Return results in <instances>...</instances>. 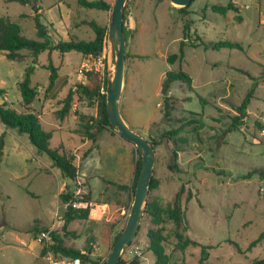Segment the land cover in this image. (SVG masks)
<instances>
[{
    "label": "rangeland",
    "instance_id": "1",
    "mask_svg": "<svg viewBox=\"0 0 264 264\" xmlns=\"http://www.w3.org/2000/svg\"><path fill=\"white\" fill-rule=\"evenodd\" d=\"M105 1L112 7L115 0ZM234 2L239 12L230 11L225 16L209 8L213 4L226 5L225 0H192L184 13L168 0H127L125 5L124 26L130 32L126 41L128 57L121 115L133 131L145 138L152 125L158 124L152 133L159 142L154 148L153 167L158 186L149 192L147 201L165 206L181 187L191 190V201L187 204L183 198L181 201L190 226L185 235L209 247L205 264H261L264 260V242L247 251L248 245L264 231V182L256 174L246 177L248 173L264 170V0ZM38 7L41 13H36L52 42L91 41L95 34L82 22L93 21L107 28L110 23L111 10L84 8L77 0H40ZM34 13L30 5L0 0V16L18 24L22 35L32 41L37 40L36 28L28 15ZM186 23L189 29L184 32ZM181 41L186 44L184 57L171 65L167 57L178 54ZM201 41H230L241 49L191 47V43L198 45ZM22 53L27 56L24 60L12 61L0 52V89L5 91L7 106L24 111L17 84L26 69L33 66L31 86L37 89V99L52 98V94L59 99L55 104L47 99L43 107L36 99L29 108L34 113L41 112L42 128L52 132L51 149L78 154L74 163L80 186L63 178L48 156L38 154L26 134L5 130L0 124V135L5 132L0 162V264H49L46 254L40 255L43 245L38 236L41 228L61 231L68 204L62 203L59 195L69 190L91 196V219L69 224L68 230L77 238L67 235L65 246L81 252L91 248L90 258L104 264L115 236L125 227L134 198V194L128 198L127 192L107 182H129L131 143L103 130L92 131L95 142L90 140L81 146L79 133L84 131L74 115L60 122L53 111L56 106H63L67 88L79 84L75 83L77 74L87 77L91 86L103 85L107 57L102 78L94 71L80 73L84 56L74 51L65 54L45 51L36 57V64L28 52ZM49 64L57 68V78L51 87L50 71L43 67ZM179 69L191 77V88L176 83L171 94L191 99L182 103L168 122L161 113L160 88L165 74ZM252 87L254 99L247 108L244 125L232 131L233 118L239 114L237 108ZM81 106L86 107V103H79L77 112ZM193 120L204 123L199 131L201 140L193 131L194 125H188ZM59 126L62 130H58ZM180 126L182 131L173 137L174 142L162 139L165 132ZM77 147L79 152H74ZM174 150H179L175 161L178 172L168 169L174 162L171 157ZM105 202L108 209L101 207ZM161 226L164 234H170L166 251L171 263L198 264L200 247L176 250L174 226L170 222ZM152 227L156 226L144 212L136 237L121 254L123 264L133 259L139 264H155V256L147 251V231Z\"/></svg>",
    "mask_w": 264,
    "mask_h": 264
},
{
    "label": "trees",
    "instance_id": "2",
    "mask_svg": "<svg viewBox=\"0 0 264 264\" xmlns=\"http://www.w3.org/2000/svg\"><path fill=\"white\" fill-rule=\"evenodd\" d=\"M79 5L88 9H98L101 11L109 12L111 10V5L105 0H77ZM161 1V0H159ZM226 5L213 4L209 8L212 12L218 13L219 15L225 16L228 12L232 11L235 13L239 12L238 5L234 0H225ZM7 2H16L20 5H30L34 8V11L38 12V4L40 0H7ZM192 3V1H191ZM126 8V6H125ZM187 7L180 8L179 11L184 13ZM35 22L36 36L37 40H28L22 35L21 27L11 21L7 17L0 16V52H4L7 59L12 61H22L27 56L23 55L22 52H28L29 55L34 58L33 62L35 63L36 57L40 53L45 51H54L57 50L61 54L69 53L71 51L77 52L82 56L93 55L98 56L102 53L104 45L106 44L107 31L108 28L101 26L93 21H85L82 24L89 26L95 37L91 41L85 40H69V41H58L52 42L47 33V29L44 25L40 23L39 13H36L31 17ZM126 19L125 10H124V21ZM236 19L240 20V16H236ZM189 24L186 23L184 26V32L188 31ZM124 35L126 41L129 37V30L123 26ZM184 44L183 41L180 42V48L178 54H171L167 57V62L169 64H174L176 60H182L184 57ZM203 46L205 49H241L240 45L230 41H218L205 43L200 42L196 45L191 43V47ZM128 57L126 53L125 60ZM137 58H143L140 56H135ZM50 71L49 75V87H51L54 81L57 78V68L53 67L51 64L48 66H43ZM34 72V67L30 66L26 69L23 79L18 82L17 86L21 95V103L24 108V111L17 112L14 109L7 106V103L4 101L5 91L0 89V124L4 127L5 130H15L18 134H26L29 138L30 143L35 147L36 152L40 155H46L49 157L52 163L53 168H57L61 171L63 178L67 181H71L77 184L78 178V167L74 163L75 156L64 150L60 149H51L49 141L52 137V132L45 131L39 121L38 114L31 111L29 108L30 105L37 99V89L31 86V76ZM250 77L248 74L242 73ZM262 76L264 77V69L262 71ZM178 84H185L188 88H191L192 80L191 77L185 73L182 69L177 71H168L165 74V78L161 84L160 93L162 95V104H161V113L164 120L170 122L172 113L178 111L182 103L190 101V97H177L171 94V89L173 86ZM256 87V85H255ZM255 87H252L247 94L245 95L241 105L237 108L238 116L233 118V124H231L232 131H238L239 128L244 125V118L247 116V108L250 105L251 100L254 99ZM104 93H100V86H86L83 84L76 85L73 89H69L63 106L55 112V116L63 120L65 116L68 115L71 109V103L73 98L76 96L78 100H84L89 107H92L94 103H97V115L96 117H89L84 120L85 117H80L83 121L81 128L84 131L86 138L91 141L96 140V135L92 131L100 133L101 131H109L113 136L117 133L112 129L109 124L107 112H106V81L103 83ZM204 101L203 99H201ZM188 122V121H187ZM188 125H194L193 131L196 134L197 139L201 140L199 131L204 127V123L201 120H193L188 122ZM182 131L181 126L172 130L165 132L162 136V139L166 138L167 142H174V138ZM4 137L5 132L0 135V162L3 156L4 149ZM150 144L155 148L159 142L152 135H148L146 138ZM174 144V143H173ZM134 147V146H133ZM134 153L138 156L135 160V169L133 173L132 182L130 185L117 184L114 182H107L109 186H115L118 190L126 191L129 194V197L133 196L138 175L141 167V157L139 156L136 148H133ZM179 150L172 151L173 164L168 165V169L171 171L178 172V166L175 164L177 159V153ZM258 175L261 181L264 182V170L252 172L247 174V178L251 175ZM78 185V184H77ZM68 186V185H66ZM80 186V185H78ZM158 186V181L154 178L151 179L149 192ZM78 188V187H77ZM183 200L184 204L189 203L193 198L191 190H185L183 187L176 193L173 200L170 203H167L165 206L158 204L157 202H146L145 204V214L149 216L152 222L156 227H152L147 231L148 245L147 251L152 252L155 256V264H172V258L170 254L166 251V244L170 234H164V226H161L165 222H170L174 228L172 231V236L175 238L176 242L174 248L180 252H183L189 246H198L200 247V258L198 264H205L207 261L208 246H203L185 234L190 230L188 219L185 216L184 210L181 208V201ZM59 199L64 204H68L64 215H63V226L61 231H52L51 236L53 244L50 246L42 247L40 255L44 256L48 251H52L55 254L59 255L61 258H79L84 264H99L93 261L90 258L91 248H87L84 252L76 250L72 247L65 246L64 238L67 235L76 237L74 232L68 230V226L73 221H87L89 219L90 206L91 203L89 195L81 196L80 194L76 196L75 191L69 190L61 193ZM72 202L82 204L80 207H73ZM48 230L47 228H41L40 232ZM33 231H36L34 228ZM63 233V234H61ZM121 232H119L114 239L118 238ZM77 238V237H76ZM113 242V243H114ZM264 242V231L259 235V237L252 241L247 248V251L251 250L257 244ZM118 264H123V261L120 258ZM173 264H187L184 261L176 262ZM264 264V260L261 262Z\"/></svg>",
    "mask_w": 264,
    "mask_h": 264
},
{
    "label": "water",
    "instance_id": "3",
    "mask_svg": "<svg viewBox=\"0 0 264 264\" xmlns=\"http://www.w3.org/2000/svg\"><path fill=\"white\" fill-rule=\"evenodd\" d=\"M191 1L192 0H169L171 4L181 8L187 7ZM126 2L127 0H115L111 7L110 23L106 38L108 70L106 77L105 103L110 126L119 137L131 143L136 148L141 157V167L127 222L120 235L113 243L104 264H118L122 252L136 237L145 211V204L149 194L150 182L153 178V167L155 163V150L153 146L145 137L133 131L126 124L120 111L126 56V38L123 31ZM156 126H158V124H153L147 134L152 135ZM128 264H139V262L133 259Z\"/></svg>",
    "mask_w": 264,
    "mask_h": 264
},
{
    "label": "crops",
    "instance_id": "4",
    "mask_svg": "<svg viewBox=\"0 0 264 264\" xmlns=\"http://www.w3.org/2000/svg\"><path fill=\"white\" fill-rule=\"evenodd\" d=\"M167 1V0H166ZM169 1V0H168ZM40 8V7H39ZM35 13H36V11H35ZM34 13V14H35ZM39 13H41V8L39 9ZM34 14H31V15H28V16H30V17H32ZM2 53H4V52H2ZM5 54V53H4ZM23 54V53H22ZM43 66V65H42ZM75 83H79V84H83V85H86V86H90L91 87V85H90V80H88V78L87 77H84L83 75H80V74H77V77H76V82ZM73 89V88H72ZM102 90H104L103 89V85L101 84L100 85V93H101V91ZM67 91H69V87L67 88ZM103 92V91H102ZM68 93V92H67ZM102 94V93H101ZM61 95H63V94H61ZM66 95L67 94H64L63 95V97H66ZM54 96H57L56 94L54 95V94H52V98H47L46 96H43L42 97V99H37L39 102H40V104L42 105V107L44 106V104H45V102H47V99H51V103H53V104H55V103H58V99H59V97L58 98H56V99H54ZM122 96V95H121ZM5 98L6 97H4V101H5ZM6 102V101H5ZM55 102V103H54ZM79 103H86L84 100H78V98L75 96L74 98H73V101H72V103H71V109H70V111H69V113H68V115L67 116H65L64 117V119L63 120H60V119H58L56 116H55V112L57 111V110H59L60 108H57V106L55 107V111H53V116L57 119V120H59L60 122H65V121H67V117L69 116V115H71V114H73L74 115V119L76 120V122H77V124L79 125V128L81 127V125L80 124H82L83 123V121H81V119H80V117H85L84 118V120H86L87 118H89V117H96V115H97V103H94V105L92 106V107H89L88 105H87V103H86V107H80V109H79V112H77V105L79 104ZM120 110H121V100H120ZM81 111V112H80ZM36 114H38V116H39V119H40V117H41V112L40 113H36ZM78 128V129H79ZM58 130H62V126H59V128H58ZM76 133H78L77 132V130L75 131ZM80 135H81V142H82V145L81 146H84V145H86L87 143H88V141H90V139H88V138H86L85 137V135L84 134H81V133H79ZM115 136H118V135H115ZM122 139V138H121ZM125 141V140H124ZM95 142V141H94ZM130 146H129V149H130V155H131V168H130V175H129V182L127 183V184H124V185H130L131 184V182H132V178H133V173H134V169H135V160H136V156H135V154H134V150H133V145L132 144H129ZM64 150V149H63ZM64 151H66V152H70V153H72L75 157H77V153L75 154V153H73L71 150H64ZM74 152H79V148L77 147V149H74L73 150ZM66 186V185H65ZM126 192V191H125ZM76 193H79V190H78V192L76 191ZM127 196H128V198H129V194H128V192H127ZM91 197V196H90ZM127 198V199H128ZM101 207H109V204H107V202H105V203H103L102 205H101ZM108 209V208H107ZM89 219H91V217H89Z\"/></svg>",
    "mask_w": 264,
    "mask_h": 264
},
{
    "label": "built area",
    "instance_id": "5",
    "mask_svg": "<svg viewBox=\"0 0 264 264\" xmlns=\"http://www.w3.org/2000/svg\"><path fill=\"white\" fill-rule=\"evenodd\" d=\"M105 61H106V44L104 45L103 51L98 56L87 55L84 56V62L81 66L80 73L82 71H94L98 73L102 78L104 77V70H105ZM103 91V92H102ZM101 93H104L102 90ZM79 193H76V196ZM73 207H80L83 206L82 204H78L76 202H72ZM54 230L48 229L46 231H42L38 236V241L42 243L43 247L50 246L53 244L51 233ZM46 259L49 264H84L81 259L79 258H61L59 255L55 254L52 251H48L46 253Z\"/></svg>",
    "mask_w": 264,
    "mask_h": 264
}]
</instances>
